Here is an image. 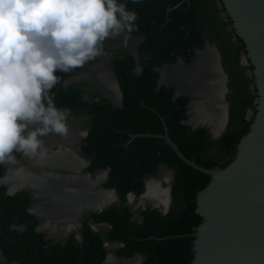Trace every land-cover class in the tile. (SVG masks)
Segmentation results:
<instances>
[{
  "label": "trees",
  "instance_id": "16d2710c",
  "mask_svg": "<svg viewBox=\"0 0 264 264\" xmlns=\"http://www.w3.org/2000/svg\"><path fill=\"white\" fill-rule=\"evenodd\" d=\"M124 4L137 14V30L132 34L143 35L138 49L141 56L147 54L149 59L142 62L139 74L133 72L131 55L115 61L123 92L122 107H112L105 98L85 102L83 95L70 88L54 87L50 95L54 94L57 108L68 107L90 115L91 128L84 148L94 155V166L110 167L109 185L116 186L122 197L128 191L142 192V178L156 173L159 164L174 170V205L170 211L163 216L156 210H145L143 222L132 223L125 208L121 217L124 231L120 232L114 221L113 233L124 243L118 253L128 255L138 250L145 256L143 264H188L193 258L192 233L203 220L196 211V195L208 184L210 176L182 161L163 138L146 134H164L167 127V133L187 158L205 167H225L234 159L241 137L250 129L257 111V87L251 77L248 81L253 93L249 97L238 95L234 103L230 95L227 97L229 118L218 139H213L203 127L191 129L183 122L187 118L188 96L173 98L174 87H157L159 74L153 67L171 62L184 46L201 44L202 30L205 28L209 34L217 23L216 13L226 10L223 0H125ZM227 19L226 24L232 23L230 16ZM236 37L238 49L246 52L243 38L237 33ZM249 67L252 69L253 65ZM55 75L61 77L58 71ZM247 109L251 110L250 117ZM141 133L144 135L132 136ZM3 190L0 186V226L9 238L0 233V264H4L2 256L6 262L21 264H101L104 250L97 234L86 235L90 238L84 239L90 243L84 242L81 247L70 241L65 247L48 249L43 234L35 231L37 219L27 211L28 195H4ZM109 210L116 212L114 208ZM12 224L23 225L24 229L11 228Z\"/></svg>",
  "mask_w": 264,
  "mask_h": 264
},
{
  "label": "flooded vegetation",
  "instance_id": "af4514ba",
  "mask_svg": "<svg viewBox=\"0 0 264 264\" xmlns=\"http://www.w3.org/2000/svg\"><path fill=\"white\" fill-rule=\"evenodd\" d=\"M117 2L125 3V0H117ZM228 16L230 14L227 10H219L215 16L217 23L210 28L211 32L208 34L205 28L202 30L201 44L184 46L181 52L174 55L171 62L154 66V70L159 74L157 87L161 86L158 85L161 77L159 68L163 66H170L163 69V78L166 82H179L186 88H195L198 93L202 90L199 87L200 82L205 81L201 79V74L206 72L203 67H210L208 68L210 73L216 71L222 82L217 65L219 56L221 66L227 75L225 98L228 105L229 95L232 102L237 101L238 95L249 97L253 93V85L248 81L253 77V68L249 67L252 63L246 55V43L244 42L246 52L238 49L237 32L233 22L226 24ZM232 28L234 32H231ZM122 40L123 36L107 39L104 44L107 55L86 63L82 68H76L68 73L58 70L62 79L55 89L70 88L80 95H87L91 100L105 98L110 101L112 107H122L123 92L115 61L123 58L125 54L131 55L134 59L133 72L139 74L142 71V62L149 59L147 54L141 56L138 49L139 44L144 40L143 35L131 33L127 47H115ZM216 84L221 88L220 84ZM216 84L214 83L215 86ZM220 94L221 91L215 92L214 98L208 96L206 92L201 93L203 98L194 104L195 117L192 120L196 122L206 118L211 121L210 124H215L214 118L218 116V111L216 107L214 109V105L210 107L208 104L218 103L220 121L217 123L219 128L215 131H219L224 122L225 112ZM65 108L70 110L67 119L69 132L66 137L54 133L40 137L43 147L36 154L25 155L14 152L15 163L0 164V186L4 187V195H14L18 192L28 195L27 211L37 219L35 231L43 234L45 247L48 249L54 246L65 247L70 241L81 247L84 242L90 243L84 237L90 238L86 235L95 233L104 250L101 264H143L145 256L138 250H133L128 255L118 253V250L124 247V243L113 233V222H117L120 232L124 231L125 225L121 217L125 213V208L130 212L129 221L132 223L143 222L145 210H156L160 215H166L174 205L171 190L175 172L172 168L159 164L156 173H147L142 178L144 186L142 192L137 194L128 191L122 197L116 186L109 185L110 167L94 166V155L88 154L84 148L91 128L90 115L84 111ZM246 115L251 116L250 109H247ZM15 175L22 179L14 181L11 177ZM147 179L148 192L144 194ZM151 202L156 205L153 206ZM110 208H114L116 212L111 213ZM11 228L23 230L24 226L12 224ZM0 233L9 238L1 226ZM1 261L4 264H21L18 261L6 262L5 256H2Z\"/></svg>",
  "mask_w": 264,
  "mask_h": 264
},
{
  "label": "clouds",
  "instance_id": "9594fccd",
  "mask_svg": "<svg viewBox=\"0 0 264 264\" xmlns=\"http://www.w3.org/2000/svg\"><path fill=\"white\" fill-rule=\"evenodd\" d=\"M137 19L117 0H0V164L36 154L40 137L68 135L70 110L50 95L55 73L107 55V39L123 36L115 47H127Z\"/></svg>",
  "mask_w": 264,
  "mask_h": 264
},
{
  "label": "water",
  "instance_id": "95a60500",
  "mask_svg": "<svg viewBox=\"0 0 264 264\" xmlns=\"http://www.w3.org/2000/svg\"><path fill=\"white\" fill-rule=\"evenodd\" d=\"M223 3L237 34L246 43V55L253 65L257 87L254 99L257 111L249 131L238 143L234 159L225 167H205L180 151L167 133V127L164 134L146 135L163 138L182 161L210 176L208 184L196 195V211L203 220L192 233L193 258L188 264H264V0H223ZM217 65L222 76L220 101L225 104V121L218 132H214L211 121L206 118L192 120L194 104L203 98L199 93L205 94L204 91L198 93L195 88L182 89L173 82L162 81L160 70L170 66L159 68L158 81V85L174 86V98L181 94L188 96L187 118L183 122L191 129L205 128L213 139H218L225 131L229 117L225 98L227 75L219 56ZM136 135L144 134L132 136ZM168 197L170 199L169 184ZM163 238L166 237L158 239Z\"/></svg>",
  "mask_w": 264,
  "mask_h": 264
},
{
  "label": "bare ground",
  "instance_id": "6f19581e",
  "mask_svg": "<svg viewBox=\"0 0 264 264\" xmlns=\"http://www.w3.org/2000/svg\"><path fill=\"white\" fill-rule=\"evenodd\" d=\"M205 57H207V56H205ZM204 68V70H206V72H205V74H201V79L202 80H205V81H203L202 83L200 82V89H202V91H204V92H206V94L208 95V96H215V92H217V93H219L220 91H223V90H221V88L219 87V86H217V84L216 83H218V84H220L221 85V79L219 80V78H221L217 73H216V71H213V72H211V73H213L212 75H211V73L209 72V69L208 68H210V67H203ZM163 69H165V68H162L160 71H161V74H162V81H165L164 80V78H163ZM203 70V71H204ZM196 74V73H195ZM189 75V74H188ZM199 76V75H198ZM166 82V81H165ZM212 83V84H211ZM214 83L216 84V86L214 85ZM176 85H177V87H179V88H181V87H183L182 89H185L186 87H184L182 84H180L179 82H177V83H175ZM187 85V84H186ZM211 87H213V88H211ZM201 94V93H200ZM199 94V95H200ZM202 96V95H201ZM220 96V95H219ZM215 98V97H214ZM196 102H198V101H196ZM195 102V103H196ZM214 102V101H213ZM212 102V103H213ZM216 102V101H215ZM218 102V101H217ZM201 103V102H200ZM211 103V102H210ZM220 103V102H219ZM208 105H210V107H212V105H214V109H215V107H216V109H217V111H218V116L216 117V116H214V117H216V118H214V121H215V124H210L211 125V127L213 128V127H215V128H213V130H214V132H218V130L217 131H215L216 129H218L219 128V124H217V123H219V121H220V117H219V111H220V104H216V103H214V104H208ZM215 105H217V106H215ZM224 105V108H225V104H223ZM194 112L195 111H193V109H192V118L193 117H195L193 114H194ZM224 119H225V112H224ZM204 120V119H203ZM225 121V120H224ZM197 122V121H196ZM218 125V126H217ZM14 181H17V180H21L22 178H18V176L17 175H15V176H13V177H11ZM149 179V178H148ZM148 179H147V181H146V192L144 193V194H146L147 192H148ZM107 192H109V191H107ZM143 194V195H144ZM141 197H142V195H141ZM141 197H140V199H141ZM139 199V200H140ZM139 202V201H138ZM152 203V202H151ZM152 204H154V205H156L155 203H152ZM160 205V204H159ZM164 207H166V206H164Z\"/></svg>",
  "mask_w": 264,
  "mask_h": 264
},
{
  "label": "rangeland",
  "instance_id": "374dc122",
  "mask_svg": "<svg viewBox=\"0 0 264 264\" xmlns=\"http://www.w3.org/2000/svg\"><path fill=\"white\" fill-rule=\"evenodd\" d=\"M120 2V1H119Z\"/></svg>",
  "mask_w": 264,
  "mask_h": 264
}]
</instances>
